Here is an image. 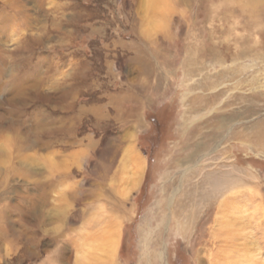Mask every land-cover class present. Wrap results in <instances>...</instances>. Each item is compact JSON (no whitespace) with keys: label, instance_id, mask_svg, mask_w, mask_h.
I'll return each mask as SVG.
<instances>
[{"label":"rangeland","instance_id":"rangeland-1","mask_svg":"<svg viewBox=\"0 0 264 264\" xmlns=\"http://www.w3.org/2000/svg\"><path fill=\"white\" fill-rule=\"evenodd\" d=\"M1 69L0 264H264V0H0Z\"/></svg>","mask_w":264,"mask_h":264},{"label":"bare ground","instance_id":"bare-ground-1","mask_svg":"<svg viewBox=\"0 0 264 264\" xmlns=\"http://www.w3.org/2000/svg\"><path fill=\"white\" fill-rule=\"evenodd\" d=\"M11 72V71H10ZM3 74V70L1 69V71H0V75H2ZM35 87V86H34ZM1 121V120H0ZM264 136V132H261V136L260 137H263ZM119 142H121V141H119ZM128 152V151H127ZM128 154H130V151H129V153ZM130 158V157H129ZM128 158V159H129ZM131 159V158H130ZM105 167V169H104V175L105 174H107L108 175V173L109 172H111V168H112V161L110 162V163H108V165H105L104 166ZM244 173V172H243ZM115 175V174H114ZM129 175V174H128ZM127 175V176H128ZM116 176V175H115ZM125 176V178H124V176H122L123 177V179H126V184H127V186L125 187L126 189H127V192L126 193H128L130 190H132L133 188H135L136 186H137V184H138V182L139 181H137V176L136 175H132V176ZM122 177H121V179H122ZM117 178V177H116ZM119 179H120V176H119ZM120 179V180H121ZM205 182L207 183V184H209L210 185V187H211V190H210V194L208 193V194H206V193H199L198 194V198H200V199H205V200H210V196L212 197L213 196V193L214 192H220V193H223V192H225V190H228L229 188H230V186H234L235 184H237V183H239V184H241L242 183V179L239 177V176H236V175H234V172H224V173H215V172H209V173H207L206 175H205ZM244 182H245V180H244ZM233 189V188H232ZM231 189V190H232ZM201 191V190H200ZM201 192H203V191H201ZM216 194V193H215ZM115 205L116 204H113L112 206V210L114 211V210H116V207H115ZM258 208V207H257ZM261 209V208H260ZM196 212H194V213H191L186 219H188V220H186L187 222H188V224L186 223V227H185V229H184V231L187 233L189 230H190V228H191V223H192V221L195 219V217H196V214H195ZM227 213V212H226ZM225 213V214H226ZM240 215V214H239ZM249 216V215H248ZM242 218V217H241ZM251 220V219H250ZM238 222V221H237ZM243 223V222H242ZM251 223V222H250ZM245 224V223H244ZM107 225V227H106V229L104 228V229H102V233H101V238L103 239V242L105 243V244H107V245H109V246H116V244H117V237L119 236V224L117 223V222H115L114 220H111V221H108V224H106ZM182 229V230H183ZM225 229H226V227H225ZM225 231V230H224ZM229 231V230H228ZM221 235V234H220ZM223 236V235H222ZM234 238V237H233ZM241 239V238H240ZM229 242V241H228ZM253 242H255V241H253L252 240V237H250V238H246V242L244 241V243H243V249H246V250H248L247 248H249L250 247V245H252V243ZM257 242V241H256ZM255 242V243H256ZM254 243V244H255ZM224 244V243H223ZM229 244V243H228ZM234 244V243H233ZM233 247H234V245H232ZM232 246H231V250H229V251H227L228 249H227V247H224V248H222L221 249V247H220V249L221 250H216L213 254L215 255V257L213 258L214 259V261L212 260V264H237V262L236 261H232V260H227L226 258H230V255H232V254H234V253H236V252H234L235 251V249L233 248L232 249ZM258 246V245H257ZM228 247H229V245H228ZM237 247V246H236ZM115 248V247H114ZM237 251V250H236ZM242 254V253H241ZM228 255V256H227ZM253 257H251V259H252ZM249 260V259H248ZM253 260H255L256 261V259H253ZM253 260H251V262H250V264H255L254 262H253ZM200 261V260H199ZM257 262H258V260H257ZM200 264H203L202 263V261H200L199 262ZM238 263H240V262H238ZM259 264V263H258Z\"/></svg>","mask_w":264,"mask_h":264},{"label":"crops","instance_id":"crops-1","mask_svg":"<svg viewBox=\"0 0 264 264\" xmlns=\"http://www.w3.org/2000/svg\"><path fill=\"white\" fill-rule=\"evenodd\" d=\"M136 58V57H135ZM138 59V58H137ZM160 91L159 89H152V92L154 91V92H158V91Z\"/></svg>","mask_w":264,"mask_h":264}]
</instances>
